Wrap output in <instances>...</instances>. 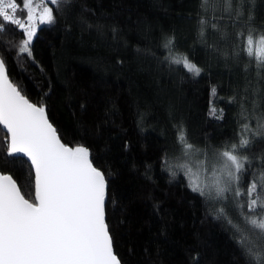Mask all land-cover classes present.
Instances as JSON below:
<instances>
[{
    "label": "trees",
    "instance_id": "trees-1",
    "mask_svg": "<svg viewBox=\"0 0 264 264\" xmlns=\"http://www.w3.org/2000/svg\"><path fill=\"white\" fill-rule=\"evenodd\" d=\"M49 6L56 19L38 28L32 57L18 56L23 36L9 25L0 32V58L33 102L48 94L62 142L87 146L95 166L109 174L107 222L123 264H194L196 254L198 264H246L232 231L215 218L221 205L186 186L180 165L192 162L180 158L177 137L182 126L191 144L211 153L236 142L244 123H256L246 117L264 111V83L255 67L246 70L247 58L231 55L247 9L237 19L221 0H206L205 13L200 0H62ZM253 11L255 26H264V0H255ZM202 15L209 21L204 42ZM169 37L175 53L202 69L199 76L169 63L163 47ZM4 139L0 128V172L23 185L24 166L6 163L17 158L3 152ZM242 154L252 162L246 187L264 169V142ZM227 211L243 226L230 203Z\"/></svg>",
    "mask_w": 264,
    "mask_h": 264
},
{
    "label": "snow or ice",
    "instance_id": "snow-or-ice-1",
    "mask_svg": "<svg viewBox=\"0 0 264 264\" xmlns=\"http://www.w3.org/2000/svg\"><path fill=\"white\" fill-rule=\"evenodd\" d=\"M49 2L62 6V0H0V32L14 25L11 30L18 29L23 36L18 56L32 57L38 28L55 22ZM221 4L230 18L242 19L247 9V20L236 33L231 55L246 57V70L255 67L258 81L264 83V26H255V0H244L243 4L241 0H221ZM200 7L202 13L208 11L206 0H200ZM198 23L199 38L204 42L209 21L202 15ZM211 27L218 30L216 24ZM163 47L170 53L166 57L170 64L195 76L201 74L202 69L188 56L175 53L174 37L167 38ZM260 91L264 95V88ZM212 94L216 95L215 88ZM47 95L33 102L10 78L6 62L0 58V126L6 130L2 150L7 157L17 158L6 163H21L27 176L21 185L12 175L0 172V264H123L107 222L109 174L95 166L87 146L62 142L50 119ZM246 118H254L255 125L244 123L236 142L211 153L191 144L181 126L177 137L180 158L192 163L180 168L191 192L210 204L221 205L215 218L232 231L246 264H264V169L259 176L253 173L246 187L242 183L252 167L242 152L264 142V111ZM229 203L243 226L229 215ZM192 259L198 264V254Z\"/></svg>",
    "mask_w": 264,
    "mask_h": 264
},
{
    "label": "water",
    "instance_id": "water-1",
    "mask_svg": "<svg viewBox=\"0 0 264 264\" xmlns=\"http://www.w3.org/2000/svg\"><path fill=\"white\" fill-rule=\"evenodd\" d=\"M0 128H1V130L5 133L6 132V130L5 129H3L2 128V126H0ZM16 158V157H15ZM22 159H24V160H26V158H24V157H21Z\"/></svg>",
    "mask_w": 264,
    "mask_h": 264
}]
</instances>
